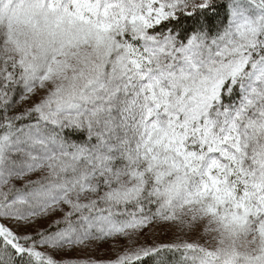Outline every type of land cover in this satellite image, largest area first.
Wrapping results in <instances>:
<instances>
[{
    "label": "snow or ice",
    "instance_id": "6c2138e0",
    "mask_svg": "<svg viewBox=\"0 0 264 264\" xmlns=\"http://www.w3.org/2000/svg\"><path fill=\"white\" fill-rule=\"evenodd\" d=\"M0 264H264V0H0Z\"/></svg>",
    "mask_w": 264,
    "mask_h": 264
},
{
    "label": "trees",
    "instance_id": "16d2710c",
    "mask_svg": "<svg viewBox=\"0 0 264 264\" xmlns=\"http://www.w3.org/2000/svg\"><path fill=\"white\" fill-rule=\"evenodd\" d=\"M31 178H32V179H37V178H38V175H36V176L33 175ZM17 186H21V185L18 184Z\"/></svg>",
    "mask_w": 264,
    "mask_h": 264
},
{
    "label": "rangeland",
    "instance_id": "374dc122",
    "mask_svg": "<svg viewBox=\"0 0 264 264\" xmlns=\"http://www.w3.org/2000/svg\"><path fill=\"white\" fill-rule=\"evenodd\" d=\"M37 174H34V176H36ZM101 254H103V250H101ZM109 254H111V253H109Z\"/></svg>",
    "mask_w": 264,
    "mask_h": 264
}]
</instances>
